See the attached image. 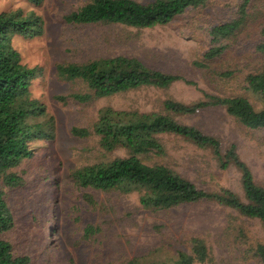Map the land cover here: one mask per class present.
Wrapping results in <instances>:
<instances>
[{
    "label": "rangeland",
    "instance_id": "374dc122",
    "mask_svg": "<svg viewBox=\"0 0 264 264\" xmlns=\"http://www.w3.org/2000/svg\"><path fill=\"white\" fill-rule=\"evenodd\" d=\"M85 1L41 0L34 4L0 0V13L32 10L42 19L39 36L13 34L11 43L22 63L39 68L30 91L43 113L31 121L41 123L43 130L53 128L52 138L29 144L32 157L14 169L20 180L6 188L13 217L6 238L31 258L30 264H178V251L190 252L189 240L193 237L205 242L216 264H262L249 256L251 252L245 254L247 245L237 236L239 226H243L250 242L264 241L262 226L232 208L203 201L151 211L140 206L135 193L79 188L70 179L76 167L126 155L122 148L103 153L93 133V122L107 107L120 112L133 108L159 110L166 96L192 104L201 98L202 91L242 93L256 109L264 107V96L246 92L243 82L218 87L193 64L202 60L209 47L208 29L233 16L240 0H209L204 8L188 9L172 22L151 28L65 22L64 16ZM256 5L258 16L264 19V0H256ZM262 37L259 33L254 39ZM236 51L239 53V48ZM118 55L136 57L151 68L181 75L192 83L179 80L167 89L142 87L89 99L83 82L66 80L57 71L59 64H81ZM230 59L223 58L214 66L224 71ZM174 117L218 137L223 146L235 143L255 181L264 186V131L244 127L219 107ZM164 142L168 150L165 162L197 187H225L242 193L239 173L233 167L218 168L209 151L172 135L165 136ZM86 192L92 194L94 203L84 199ZM87 225L94 229L89 237L84 234Z\"/></svg>",
    "mask_w": 264,
    "mask_h": 264
},
{
    "label": "trees",
    "instance_id": "16d2710c",
    "mask_svg": "<svg viewBox=\"0 0 264 264\" xmlns=\"http://www.w3.org/2000/svg\"><path fill=\"white\" fill-rule=\"evenodd\" d=\"M28 1L39 4L41 0ZM208 1L86 0L66 14L64 20L75 25L151 28L172 22L188 9L204 8ZM256 6V0H240L233 16L209 28V47L202 60L193 61V64L210 76L218 87L241 81L246 92L264 96V19L258 16ZM41 32L42 19L32 10L0 13V264L31 262V258L16 249L5 236L13 227L6 188L19 183L20 177L14 169L21 161L32 157L29 144L52 138L53 128L43 130L41 123L31 121L43 113L41 104L30 91L31 81L39 74V68L22 63L19 52L11 43V36L33 38ZM258 32L263 37L257 41L254 37ZM244 46L247 48L245 54ZM229 53L233 56H224ZM223 58L231 59L221 71L214 64L224 61ZM57 71L66 80L83 82L89 91L86 96L89 99L142 87L167 89L179 80L192 83L181 75L151 68L136 57L123 55L81 64H59ZM209 107L223 108L244 127L264 131V107L256 109L246 95L238 92L216 94L202 91L201 98L192 104L166 96L161 100L159 110L133 108L120 112L107 107L99 111L101 113L93 122V133L103 153L122 148L126 155L76 167L71 170L70 179L79 188L106 193H135L140 206L151 211L203 201L215 202L232 208L241 216L258 220L264 230V186L255 181L249 165L239 156L237 145L223 146L218 137L174 117ZM167 135L180 137L198 149L209 151L220 169L233 167L239 173L242 193L225 187L201 189L168 165L164 142ZM83 197L94 203L91 193L86 192ZM92 231L93 226L87 225L85 236L89 237ZM237 236L247 245L245 254L251 252L249 256L264 264V241L250 242L243 226H239ZM189 245L190 252L178 251V264H194L195 261L216 264L201 238H191ZM249 256L246 255V259Z\"/></svg>",
    "mask_w": 264,
    "mask_h": 264
}]
</instances>
